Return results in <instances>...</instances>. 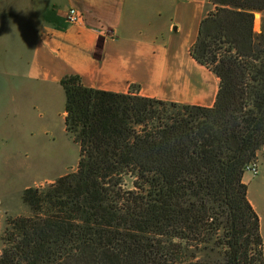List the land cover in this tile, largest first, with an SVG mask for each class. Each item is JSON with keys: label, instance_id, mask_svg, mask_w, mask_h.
Here are the masks:
<instances>
[{"label": "trees", "instance_id": "trees-1", "mask_svg": "<svg viewBox=\"0 0 264 264\" xmlns=\"http://www.w3.org/2000/svg\"><path fill=\"white\" fill-rule=\"evenodd\" d=\"M208 2L190 56L219 80L213 106L63 77L76 171L23 191L0 264H263L243 175L264 149V0Z\"/></svg>", "mask_w": 264, "mask_h": 264}, {"label": "crops", "instance_id": "crops-1", "mask_svg": "<svg viewBox=\"0 0 264 264\" xmlns=\"http://www.w3.org/2000/svg\"><path fill=\"white\" fill-rule=\"evenodd\" d=\"M207 5L208 0H0V37L12 38L14 30L28 42L23 71L12 75L21 81L9 83V98H31L41 119L47 97L63 92L60 80L73 76L95 90L210 108L219 80L190 56ZM71 8L82 14L81 24L66 23ZM259 155L264 158V150Z\"/></svg>", "mask_w": 264, "mask_h": 264}, {"label": "rangeland", "instance_id": "rangeland-1", "mask_svg": "<svg viewBox=\"0 0 264 264\" xmlns=\"http://www.w3.org/2000/svg\"><path fill=\"white\" fill-rule=\"evenodd\" d=\"M213 9L207 5V14ZM262 16L254 15L256 33ZM11 33L12 38L0 37V238L6 220L30 216L21 200L25 189H43L53 184L60 177L74 173L78 162V145L64 129L62 91L61 95L54 92L47 97L50 102L41 119L31 109V98L11 102L9 95L13 89L9 83L18 85L21 81L20 77L13 76L23 71L28 50V42L21 32ZM260 155L254 161L257 175L245 172L243 180L247 199L260 221L264 264V158Z\"/></svg>", "mask_w": 264, "mask_h": 264}, {"label": "built area", "instance_id": "built-area-1", "mask_svg": "<svg viewBox=\"0 0 264 264\" xmlns=\"http://www.w3.org/2000/svg\"><path fill=\"white\" fill-rule=\"evenodd\" d=\"M64 17H65L66 23H68L69 25L81 24V22L83 20L82 14L79 11L72 9V8L67 10ZM244 171L249 172L253 176L257 175L258 170H257V166H256L255 162L248 164L244 168Z\"/></svg>", "mask_w": 264, "mask_h": 264}]
</instances>
